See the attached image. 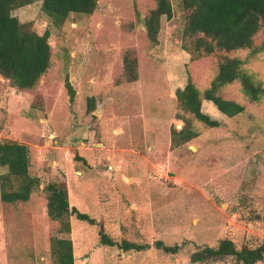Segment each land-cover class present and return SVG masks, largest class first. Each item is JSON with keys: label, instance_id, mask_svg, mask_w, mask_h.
Returning a JSON list of instances; mask_svg holds the SVG:
<instances>
[{"label": "rangeland", "instance_id": "374dc122", "mask_svg": "<svg viewBox=\"0 0 264 264\" xmlns=\"http://www.w3.org/2000/svg\"><path fill=\"white\" fill-rule=\"evenodd\" d=\"M170 2V17H159L154 43L143 22L154 0H96L90 14L70 13L59 27L48 22L39 1L11 10L37 33L47 30L50 58L30 89L14 88L0 76V140L25 144L39 188L64 182L68 205L93 219L90 225L69 216L73 264H237L230 256L194 263L188 257L221 238L237 248L264 242V46L252 55L247 49L226 54L244 59L243 68L261 86L259 99L249 101L237 82L225 85L219 94L243 110L228 117L202 100L200 110L218 125L182 113L197 135L171 147L170 128L182 125L174 90L187 76L206 87L223 53L191 58L180 39L187 11L179 0ZM252 42L264 44L259 31ZM125 52L135 58L132 81L123 71ZM39 188L28 202H0V264L24 258L48 263L53 223L44 217ZM19 218L28 237L21 243L33 250L32 260L18 259V247L25 248L7 232L6 221L16 226ZM99 225L113 240L147 247L101 245ZM155 241L177 250L164 252Z\"/></svg>", "mask_w": 264, "mask_h": 264}, {"label": "trees", "instance_id": "16d2710c", "mask_svg": "<svg viewBox=\"0 0 264 264\" xmlns=\"http://www.w3.org/2000/svg\"><path fill=\"white\" fill-rule=\"evenodd\" d=\"M35 1L40 2V11L54 27H59L70 13L90 14L96 5V0H0V76L7 79L12 87L20 90L32 88L49 66L47 30L37 33L28 23L19 22L11 14L12 9ZM179 7L182 11H187L180 39L191 58L197 59L214 51L222 52L223 55L217 61L215 73L206 87L199 89L187 76L185 84L174 90L178 111L175 116L182 125L178 130L170 128L171 147L197 135L190 120L182 113L209 127L218 125L216 120L200 110L202 100L210 101L220 113L228 117L243 110L241 103L219 94V90L225 85L237 82L240 93L249 101L258 100L262 93L260 84L243 68L244 59L226 54L247 49L248 55H252L264 46L262 44L257 47L252 42L258 31L264 38V0H179ZM170 14V0H154V7L143 20L146 35L152 43L156 41L159 17L164 15L169 18ZM122 61L126 80H134L135 58L129 57L125 52ZM64 86L69 100H72L74 92L66 79ZM0 166L5 169L0 173V202L9 205L28 202L41 182L39 176L29 172L27 146L15 140H0ZM39 189L44 199V217L53 223V233L46 238L47 264H73L69 216L73 215L77 220L90 225L94 223L93 219L68 205L64 182L47 181ZM10 221H6L8 234L12 231L13 236L20 239L18 243L28 238L22 229L25 219L21 221L19 218L16 226V222ZM97 236L101 245H115L122 251H138L147 247L125 239L113 240L103 231L101 225L98 227ZM20 246L24 247L22 243ZM154 246L169 253L177 250L176 245H163L160 241H155ZM24 248L30 251L29 254H25L26 251L18 247L21 251H16V256L18 259L24 256L32 260L33 250ZM227 256L232 257L237 264H255L264 259V242L254 247L241 245L237 248L229 238H221L215 245L196 247L188 259L194 263L216 261ZM20 263L33 264L25 258Z\"/></svg>", "mask_w": 264, "mask_h": 264}]
</instances>
